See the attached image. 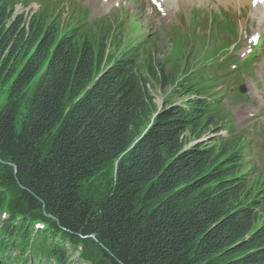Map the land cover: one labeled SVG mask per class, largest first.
Instances as JSON below:
<instances>
[{
	"label": "trees",
	"instance_id": "trees-1",
	"mask_svg": "<svg viewBox=\"0 0 264 264\" xmlns=\"http://www.w3.org/2000/svg\"><path fill=\"white\" fill-rule=\"evenodd\" d=\"M12 11L0 0V58L6 67L26 61L12 97L38 79L20 137L16 108L0 114V164L13 163L10 182L22 185L23 205L0 224L13 248L64 264L58 233L92 239L102 264H264V188L254 190L231 142L207 139L220 105L206 94L208 79L181 85L179 101L158 107L155 78L136 58L108 61L104 29L79 21L60 36L44 16L14 21ZM115 159L114 186L93 201L84 188ZM37 219L51 223L35 234Z\"/></svg>",
	"mask_w": 264,
	"mask_h": 264
},
{
	"label": "rangeland",
	"instance_id": "rangeland-1",
	"mask_svg": "<svg viewBox=\"0 0 264 264\" xmlns=\"http://www.w3.org/2000/svg\"><path fill=\"white\" fill-rule=\"evenodd\" d=\"M192 2L181 4L177 14L169 10L161 18L154 19L145 16L139 0H10L9 4L13 8L14 21L21 19L28 22L34 16H44L48 23L58 27L60 36L67 34L68 28L79 21H82L79 25L95 34L104 29L110 38L108 61L114 62L123 55L135 56L143 75L148 77V73H151V77L155 78L149 89L156 105L161 107L180 100L176 93L181 85L188 87L192 80L207 73L216 78V74L230 63L229 59L239 57L230 63L229 69H234L250 50L251 36L256 33L260 37L264 35V22L255 20L249 4H242L234 11L218 0H207L200 4ZM230 3H234V0ZM227 9L228 14L225 12ZM219 14L231 23H221ZM187 18L192 19L190 28ZM5 59V56L0 58V114L16 108L14 128L20 137L28 123L38 79L24 92L12 97L14 79L26 61L20 57L15 65L6 67ZM261 62V58H257L256 63ZM161 69L169 82L167 88L164 79L159 76ZM243 80L239 83H243L245 94L238 95V87L232 92L230 88L209 86L208 94L222 104L214 114L218 118V131L215 129L216 132H210L207 137L224 138L241 152V156H245L248 174L254 181V190L258 192L264 188V71L261 72V67L256 66L248 68ZM49 137L46 139L48 145L52 140ZM118 162L119 159L109 161L84 188V193L93 201L105 197L114 186ZM6 163L0 164V194L10 203L0 205V223L16 211L17 205H23L19 193L22 185L12 184L9 179L16 166ZM26 215L34 219L39 211L29 207ZM44 216L51 220L49 216ZM260 217L263 222L264 209L260 211ZM49 220L37 219L36 222L46 226L51 223ZM52 235L56 243L61 239L70 264H80L72 263L80 257L85 264H102L92 239L58 233ZM0 240L3 237L0 236Z\"/></svg>",
	"mask_w": 264,
	"mask_h": 264
},
{
	"label": "bare ground",
	"instance_id": "bare-ground-1",
	"mask_svg": "<svg viewBox=\"0 0 264 264\" xmlns=\"http://www.w3.org/2000/svg\"><path fill=\"white\" fill-rule=\"evenodd\" d=\"M10 0H8L9 2ZM165 3H161L160 1V6H161V10H163L164 8H167V7H174L175 10H179V6L181 4H184L185 2L184 1H187V0H163ZM191 1V0H190ZM189 1V2H190ZM196 2H198L199 4L202 3V2H205L206 0H195ZM220 1L224 6H226L228 9H232V10H236L237 8H240L242 6V4H246V2H250V0H234V3H230L231 0H218ZM252 1V0H251ZM228 9L226 10L228 12ZM254 12H256V14L253 13V16L255 19H257V21H264V15H262L264 13V9L261 8V7H258L257 9L254 10ZM167 13V12H166ZM220 20H221V17H219ZM192 22V19L191 18H187V26L190 28V23ZM223 22V21H222ZM20 219V218H19ZM38 229L40 230H44V224L42 223H37L35 225ZM0 236H3L2 234H0ZM73 262H81V263H84L85 264V261L82 259V257L80 258H77L76 261H72ZM71 261L69 260V257L67 256L66 257V261L64 262V264H70ZM57 264V263H55Z\"/></svg>",
	"mask_w": 264,
	"mask_h": 264
},
{
	"label": "snow or ice",
	"instance_id": "snow-or-ice-1",
	"mask_svg": "<svg viewBox=\"0 0 264 264\" xmlns=\"http://www.w3.org/2000/svg\"><path fill=\"white\" fill-rule=\"evenodd\" d=\"M153 2L155 3L156 2V0H153ZM264 3V0H252V3H253V5H255L256 3Z\"/></svg>",
	"mask_w": 264,
	"mask_h": 264
}]
</instances>
